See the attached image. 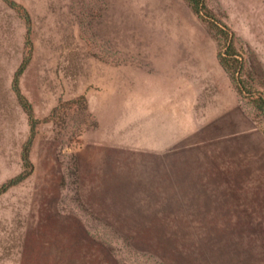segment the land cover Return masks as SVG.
Here are the masks:
<instances>
[{
  "label": "rangeland",
  "instance_id": "rangeland-1",
  "mask_svg": "<svg viewBox=\"0 0 264 264\" xmlns=\"http://www.w3.org/2000/svg\"><path fill=\"white\" fill-rule=\"evenodd\" d=\"M0 0V264H264V124L184 0ZM264 69V0H206ZM264 92V90L262 91ZM58 111L53 114L54 109Z\"/></svg>",
  "mask_w": 264,
  "mask_h": 264
},
{
  "label": "trees",
  "instance_id": "trees-1",
  "mask_svg": "<svg viewBox=\"0 0 264 264\" xmlns=\"http://www.w3.org/2000/svg\"><path fill=\"white\" fill-rule=\"evenodd\" d=\"M8 7L13 9L18 17L24 22L26 29L25 45L28 48V53L23 60L19 70L14 76L12 82V90L16 96L18 104L28 117V124L30 128V137L26 143L22 161L25 169L32 171V164L30 162V151L35 137V129L38 121L33 115V108L30 102L21 93L18 79L25 70L31 57L32 43H31V28L32 21L28 11L20 4L13 0H3ZM191 8L193 14L199 19L207 23L208 29L212 32L217 42V61L223 71L230 79L236 93L239 97L240 103L246 112L258 119L264 124V69L260 63L255 59H249L242 52L243 48L239 47L240 40L230 30V28L219 21L207 8L206 0H184ZM58 109L55 108L53 114L56 115ZM24 176H19L17 179L10 180L0 189V194L9 187L20 183Z\"/></svg>",
  "mask_w": 264,
  "mask_h": 264
}]
</instances>
